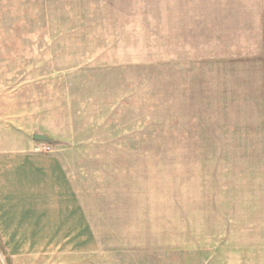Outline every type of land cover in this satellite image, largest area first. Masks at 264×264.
I'll use <instances>...</instances> for the list:
<instances>
[{
  "label": "rangeland",
  "instance_id": "374dc122",
  "mask_svg": "<svg viewBox=\"0 0 264 264\" xmlns=\"http://www.w3.org/2000/svg\"><path fill=\"white\" fill-rule=\"evenodd\" d=\"M259 2L0 0V150L73 151L102 235L0 264H264Z\"/></svg>",
  "mask_w": 264,
  "mask_h": 264
},
{
  "label": "crops",
  "instance_id": "0c3cea01",
  "mask_svg": "<svg viewBox=\"0 0 264 264\" xmlns=\"http://www.w3.org/2000/svg\"><path fill=\"white\" fill-rule=\"evenodd\" d=\"M264 7V0L259 2ZM0 150V236L11 253L91 252L100 236L82 200L74 152Z\"/></svg>",
  "mask_w": 264,
  "mask_h": 264
},
{
  "label": "water",
  "instance_id": "95a60500",
  "mask_svg": "<svg viewBox=\"0 0 264 264\" xmlns=\"http://www.w3.org/2000/svg\"><path fill=\"white\" fill-rule=\"evenodd\" d=\"M34 140L36 141H44V142H52V139L48 135H44L43 133L36 132L32 134Z\"/></svg>",
  "mask_w": 264,
  "mask_h": 264
},
{
  "label": "built area",
  "instance_id": "2783aa9c",
  "mask_svg": "<svg viewBox=\"0 0 264 264\" xmlns=\"http://www.w3.org/2000/svg\"><path fill=\"white\" fill-rule=\"evenodd\" d=\"M48 146H49L48 144L35 146V147H33L34 148L33 150L35 152H45V151L48 152L50 150V148Z\"/></svg>",
  "mask_w": 264,
  "mask_h": 264
}]
</instances>
